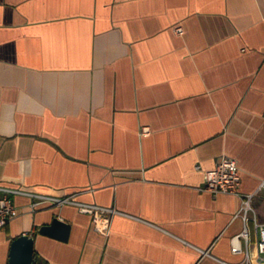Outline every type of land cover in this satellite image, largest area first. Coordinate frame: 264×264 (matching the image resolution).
<instances>
[{"label":"crops","instance_id":"crops-1","mask_svg":"<svg viewBox=\"0 0 264 264\" xmlns=\"http://www.w3.org/2000/svg\"><path fill=\"white\" fill-rule=\"evenodd\" d=\"M224 156L255 192L264 0H0V186L70 200L13 194L0 264L25 233L32 264H244L240 197L202 189ZM77 202L112 208L107 232ZM54 216L66 241L38 232Z\"/></svg>","mask_w":264,"mask_h":264},{"label":"built area","instance_id":"built-area-1","mask_svg":"<svg viewBox=\"0 0 264 264\" xmlns=\"http://www.w3.org/2000/svg\"><path fill=\"white\" fill-rule=\"evenodd\" d=\"M181 31L180 27L176 28ZM148 127L143 126L141 134L148 133ZM198 167V166H197ZM240 176L238 165L234 158L222 157L213 169L204 171V191L213 194L229 193L238 195L241 199L239 215L241 216L244 227L239 234L231 238V249L235 253L244 254V264H264V222L257 218V212L252 205L253 197L260 191L264 192V179L258 189L253 193L240 194ZM27 193L18 188H9L0 186V228L4 227L12 218L18 214L17 207L12 199L13 194ZM29 194V193H27ZM33 197L32 207L37 206L41 202L50 201L52 203L61 204L70 201L68 198H56L50 196H42L30 193ZM79 210L92 215L95 228L101 232H107L109 216L113 212L112 208L100 206L90 203H76ZM251 220L255 228L254 239L247 222ZM254 244L255 252L251 251V244Z\"/></svg>","mask_w":264,"mask_h":264},{"label":"water","instance_id":"water-1","mask_svg":"<svg viewBox=\"0 0 264 264\" xmlns=\"http://www.w3.org/2000/svg\"><path fill=\"white\" fill-rule=\"evenodd\" d=\"M70 225L58 216H54L51 222L39 227L38 232L66 241ZM33 236L29 233L21 234L11 242L8 264H32Z\"/></svg>","mask_w":264,"mask_h":264}]
</instances>
